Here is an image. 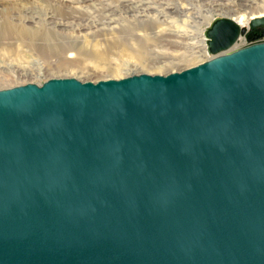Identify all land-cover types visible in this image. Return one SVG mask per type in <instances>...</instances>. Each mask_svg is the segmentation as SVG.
Returning a JSON list of instances; mask_svg holds the SVG:
<instances>
[{"label":"water","instance_id":"water-1","mask_svg":"<svg viewBox=\"0 0 264 264\" xmlns=\"http://www.w3.org/2000/svg\"><path fill=\"white\" fill-rule=\"evenodd\" d=\"M262 27L216 18L167 75L0 89V264H264Z\"/></svg>","mask_w":264,"mask_h":264},{"label":"rangeland","instance_id":"rangeland-1","mask_svg":"<svg viewBox=\"0 0 264 264\" xmlns=\"http://www.w3.org/2000/svg\"><path fill=\"white\" fill-rule=\"evenodd\" d=\"M233 1L0 0V28L4 32L3 38L0 37V89L28 83L42 85L51 78L74 77L98 82L141 73L167 75L196 66L213 57L208 51H202L204 31L216 18L239 15L217 9L221 4L227 7L226 3L236 8L240 0ZM257 2L255 6L261 5L264 9V0ZM214 5L216 9L211 10ZM147 6L170 11L171 16L149 19L155 23L151 26L148 20L144 22L143 18L133 15V8L142 10ZM239 11L245 12V9L239 8ZM5 15L10 16V23L18 31L25 25L33 34L13 35L9 25L4 23ZM249 26L250 23L244 27ZM143 27L148 32H144ZM152 27L157 34L152 33ZM146 35L149 37L145 39L144 59L140 61L135 54ZM118 38L127 40L131 50L122 51L117 47L100 64L75 49L63 50L70 44H85L92 50L94 42L98 43V48L105 49L106 43ZM248 42L250 39L244 37L243 44Z\"/></svg>","mask_w":264,"mask_h":264},{"label":"bare ground","instance_id":"bare-ground-1","mask_svg":"<svg viewBox=\"0 0 264 264\" xmlns=\"http://www.w3.org/2000/svg\"><path fill=\"white\" fill-rule=\"evenodd\" d=\"M134 1V0H132ZM152 1V0H151ZM237 0L233 1V2H236ZM261 1V0H260ZM72 2V1H70ZM127 2V1H126ZM150 1H148L149 3ZM155 2V1H154ZM232 2V3H233ZM129 3V2H128ZM215 3V2H214ZM221 3V2H220ZM257 0H240L239 3L237 4V7L235 8L234 6L233 7H229L228 3H226L227 7L224 5H220L217 9H226L224 12L229 14L231 12L233 13H239L238 16L232 18L230 16H227V17H230L232 18L233 20H235L237 23H239L242 27L245 26V24H248L250 23V21L254 18H257V17H262L264 16V9L261 8V5H257L255 6V4H257ZM264 3V2H263ZM123 4V3H122ZM147 4V3H146ZM152 4V3H151ZM216 4V3H215ZM234 4V3H233ZM138 5V4H137ZM145 5V4H144ZM150 5V4H149ZM153 5V4H152ZM264 5V4H262ZM131 6V5H130ZM134 6V5H133ZM168 6V4L166 5ZM179 6V5H178ZM232 6V5H231ZM172 7V6H171ZM141 8V7H140ZM159 8V7H158ZM179 8V7H178ZM239 8H244L245 9V12H240L239 11ZM128 9V8H127ZM132 9V7H131ZM142 10H139L137 8H133L132 10L134 11V16L135 17H140V18H143V21L146 22V20H148V22L150 23L151 26H153V24H155L154 22H152V20H149V19H158V18H163V17H170L171 13L170 11H167L166 12H163L155 7H151V6H147V7H144V8H141ZM162 9V8H161ZM165 9V8H164ZM168 9V8H167ZM212 9H216L215 5L214 7L212 6L211 10ZM116 10V9H115ZM121 12V11H120ZM163 12V13H162ZM232 14V13H231ZM55 19V18H54ZM12 22L11 21V18L10 16L8 15H5L4 17V23H7L9 25V28H10V31L12 32L13 35H25V36H29V35H32L33 34V31L30 27L28 26H25L23 25L22 28L23 30L22 31H18L15 26L10 23ZM58 22V20H57ZM148 23V24H149ZM59 24V23H58ZM56 29V28H55ZM144 32H148V30H146V27H143L142 28ZM150 30H152V33H156V30L152 27L150 28ZM159 33V32H158ZM148 34V33H147ZM2 35H4V32L2 31V29L0 28V37H2ZM102 35V34H101ZM143 35V34H142ZM149 35V34H148ZM148 35L145 36V38H142L141 40V43H140V47L139 49L137 50V53L135 54V57L136 59L140 60V61H143L144 59V48H145V45H146V40L147 39L146 37H149ZM180 35V34H179ZM204 35H205V31H204ZM206 36V35H205ZM246 36V35H245ZM199 41V40H198ZM202 51L203 52H207L208 51V43H207V37H204L202 40ZM200 42V41H199ZM170 43V42H169ZM85 45V44H84ZM82 44H70V46H66L63 48L64 52H67V51H70V50H77L79 52V54L83 55V54H88L90 55L92 58H94L96 60L97 63H103L105 62L106 59H108V55H109V52H111L112 50H114L115 48L119 47L121 48L122 51H130L131 48L129 46V43L127 42V40H124V39H116L115 41H112V42H108L106 43V48L105 49H101V48H98V43L97 42H94L93 44L91 43V45L93 46L92 50H88V48L86 46H84ZM43 49H44V46H43ZM90 49V47H89ZM78 54V53H77ZM78 54V55H79ZM79 55V56H80ZM86 57V56H84Z\"/></svg>","mask_w":264,"mask_h":264},{"label":"built area","instance_id":"built-area-1","mask_svg":"<svg viewBox=\"0 0 264 264\" xmlns=\"http://www.w3.org/2000/svg\"><path fill=\"white\" fill-rule=\"evenodd\" d=\"M244 37H247V36H245V35H241L240 36V38L238 39L237 43L234 45L233 49H238V48H241V47H244V46L250 44L251 42H254V41L250 40V42H248L247 44H243V38ZM241 44H243V45H241Z\"/></svg>","mask_w":264,"mask_h":264},{"label":"flooded vegetation","instance_id":"flooded-vegetation-1","mask_svg":"<svg viewBox=\"0 0 264 264\" xmlns=\"http://www.w3.org/2000/svg\"><path fill=\"white\" fill-rule=\"evenodd\" d=\"M253 33L258 36L261 35L262 33H264V27L259 28V29H254ZM264 38H257V40H263Z\"/></svg>","mask_w":264,"mask_h":264}]
</instances>
